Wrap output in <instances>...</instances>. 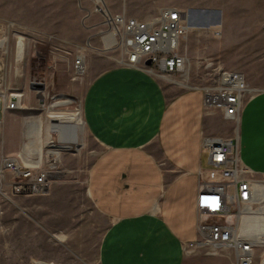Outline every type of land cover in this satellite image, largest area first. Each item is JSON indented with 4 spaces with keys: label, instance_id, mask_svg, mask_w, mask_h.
Segmentation results:
<instances>
[{
    "label": "rangeland",
    "instance_id": "1",
    "mask_svg": "<svg viewBox=\"0 0 264 264\" xmlns=\"http://www.w3.org/2000/svg\"><path fill=\"white\" fill-rule=\"evenodd\" d=\"M101 1L104 4L96 0H0V39H4L1 88L22 93L21 108L4 116L0 153L20 151L29 117L39 120V135L46 140L45 130L52 127L56 116L79 115L88 78L107 66L104 58L115 64L118 51H102L103 40L97 34L100 27L92 26L101 20L96 6L139 19L155 16L162 7L190 9L191 31L181 44L189 65L183 74L157 76L160 81L174 90L201 87L212 83L217 70H235L244 74L252 90L243 107L251 97L264 92V0ZM76 13L84 27L81 34L71 30ZM15 31L24 42L18 60L14 58L19 37ZM80 53L84 61L78 73L74 61ZM208 62H212L209 67ZM212 116L216 134L235 137L243 153H249L244 123L239 120L236 130L235 122L223 120L219 114ZM81 141L75 151H56V172L46 194L15 196V202L2 207L0 264H28L31 259H45L48 264H95L98 242L108 221L87 196L86 176L100 146L86 128ZM246 168L248 178L264 183V173ZM262 253L264 246L255 247V264H264ZM226 259L222 264H228Z\"/></svg>",
    "mask_w": 264,
    "mask_h": 264
},
{
    "label": "crops",
    "instance_id": "2",
    "mask_svg": "<svg viewBox=\"0 0 264 264\" xmlns=\"http://www.w3.org/2000/svg\"><path fill=\"white\" fill-rule=\"evenodd\" d=\"M174 7L193 19L190 9ZM79 18L72 19L76 34L84 28ZM102 61L107 66L83 91L78 131V147L85 128L100 146L86 176L87 196L108 221L95 264H222L224 254L185 250L197 238V192L219 179L202 148L203 136L217 135L213 116L203 112L202 89L174 90L143 70ZM239 120L249 147L243 153L239 145L241 160L264 173V92L247 101ZM16 197L0 195V220ZM35 263L48 264H28Z\"/></svg>",
    "mask_w": 264,
    "mask_h": 264
},
{
    "label": "built area",
    "instance_id": "3",
    "mask_svg": "<svg viewBox=\"0 0 264 264\" xmlns=\"http://www.w3.org/2000/svg\"><path fill=\"white\" fill-rule=\"evenodd\" d=\"M102 8L95 9L101 20L92 26L100 27L97 34L103 40L102 51H118L117 64L140 69L156 77L186 71L189 59L181 44L191 27L185 11L174 6L162 7L155 16L139 19L127 16L124 11L112 13L105 6ZM18 36L15 52L18 39L23 41L19 33ZM14 58L17 59L16 53ZM147 60L149 64H146ZM83 61L84 54L80 53L74 61L76 72H82ZM211 65L212 62L207 63V67ZM2 82L0 77V142L5 114L21 108L22 102V93L3 91ZM200 88L204 114H219L223 120L233 123L237 119L239 121L244 98L252 91L243 73L222 69L217 70L212 83ZM32 138V134L25 130L24 141L17 154L0 153V195L29 196L48 192L51 177L56 172L58 154L47 145L37 150L30 148H35V143L25 147ZM202 148L206 152L207 163L217 171L219 179L202 184L197 192V238L188 242L185 250L229 254L231 264H255V247L264 245V233L258 236L254 225L243 230L242 218L253 221L262 214L264 188L253 187V180L246 176L248 170L241 160L239 142L235 137L206 135L202 137Z\"/></svg>",
    "mask_w": 264,
    "mask_h": 264
},
{
    "label": "bare ground",
    "instance_id": "4",
    "mask_svg": "<svg viewBox=\"0 0 264 264\" xmlns=\"http://www.w3.org/2000/svg\"><path fill=\"white\" fill-rule=\"evenodd\" d=\"M96 1H99V0H96ZM99 2L103 3V1H99ZM96 8L97 10L103 9V8H100L99 6H96ZM186 20L187 22H189V15H187V13H186ZM18 40L19 41H18V45L16 49L17 60L20 58L19 55L22 54L23 52L22 50L24 46V42L22 41V38H19ZM3 43H4V39H0L1 46L4 45ZM78 116L79 115L76 114L75 112L73 113L68 112L64 115L56 116L55 121L52 122V127L48 128V130H45L46 140H43L41 135H39V132L41 130L39 120L29 117L28 119L29 124L26 126V132L34 135V138L29 139L25 147H29L31 145H34V143H36L35 148L34 147H30V148L37 150L41 148V146L44 144V145L49 146L51 150H54L55 152L58 150L75 151L79 144L78 142V139H79L78 137V131H79ZM235 125H236V130H237L238 119L235 121ZM252 185L253 187L257 189L264 188V183L260 181H253ZM260 210L259 211L262 212V214H260L256 220L252 221L248 218H242L243 230L250 229L251 225H254L253 228L255 227V231H256V234H258V236H261V234L264 233V206H261ZM262 255H264V253H262Z\"/></svg>",
    "mask_w": 264,
    "mask_h": 264
},
{
    "label": "water",
    "instance_id": "5",
    "mask_svg": "<svg viewBox=\"0 0 264 264\" xmlns=\"http://www.w3.org/2000/svg\"><path fill=\"white\" fill-rule=\"evenodd\" d=\"M146 64H149V60L146 61Z\"/></svg>",
    "mask_w": 264,
    "mask_h": 264
}]
</instances>
